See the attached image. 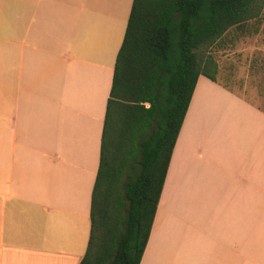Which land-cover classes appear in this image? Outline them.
Wrapping results in <instances>:
<instances>
[{
    "label": "crops",
    "instance_id": "1",
    "mask_svg": "<svg viewBox=\"0 0 264 264\" xmlns=\"http://www.w3.org/2000/svg\"><path fill=\"white\" fill-rule=\"evenodd\" d=\"M131 4L0 0V264L84 255ZM139 264H264V108L198 76Z\"/></svg>",
    "mask_w": 264,
    "mask_h": 264
},
{
    "label": "trees",
    "instance_id": "2",
    "mask_svg": "<svg viewBox=\"0 0 264 264\" xmlns=\"http://www.w3.org/2000/svg\"><path fill=\"white\" fill-rule=\"evenodd\" d=\"M263 7L264 0H132L78 264H139L196 80L218 81L207 50Z\"/></svg>",
    "mask_w": 264,
    "mask_h": 264
},
{
    "label": "rangeland",
    "instance_id": "3",
    "mask_svg": "<svg viewBox=\"0 0 264 264\" xmlns=\"http://www.w3.org/2000/svg\"><path fill=\"white\" fill-rule=\"evenodd\" d=\"M262 18L264 15L230 28L207 52L217 63L219 82L264 108V29L259 30Z\"/></svg>",
    "mask_w": 264,
    "mask_h": 264
}]
</instances>
